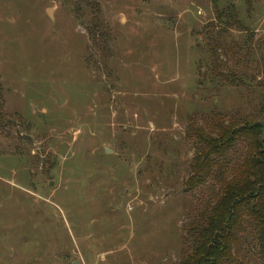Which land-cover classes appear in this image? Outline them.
Listing matches in <instances>:
<instances>
[{"label": "rangeland", "instance_id": "1", "mask_svg": "<svg viewBox=\"0 0 264 264\" xmlns=\"http://www.w3.org/2000/svg\"><path fill=\"white\" fill-rule=\"evenodd\" d=\"M262 105L264 0H0V264H180L187 130Z\"/></svg>", "mask_w": 264, "mask_h": 264}, {"label": "trees", "instance_id": "2", "mask_svg": "<svg viewBox=\"0 0 264 264\" xmlns=\"http://www.w3.org/2000/svg\"><path fill=\"white\" fill-rule=\"evenodd\" d=\"M232 12L233 6L218 10L217 17ZM92 37L96 39L95 33ZM260 109L264 116V105ZM204 122L187 130L195 153L186 184L194 189L210 183L213 192L193 210L190 247L180 264H236L235 246L245 218L257 229L264 261V120L231 123L226 116L212 115ZM238 146L243 147L241 157L229 161Z\"/></svg>", "mask_w": 264, "mask_h": 264}, {"label": "water", "instance_id": "3", "mask_svg": "<svg viewBox=\"0 0 264 264\" xmlns=\"http://www.w3.org/2000/svg\"><path fill=\"white\" fill-rule=\"evenodd\" d=\"M75 264H77V263L75 262Z\"/></svg>", "mask_w": 264, "mask_h": 264}]
</instances>
